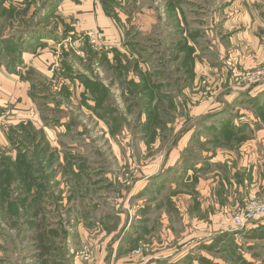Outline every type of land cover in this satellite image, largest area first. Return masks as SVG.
<instances>
[{
	"label": "rangeland",
	"instance_id": "obj_1",
	"mask_svg": "<svg viewBox=\"0 0 264 264\" xmlns=\"http://www.w3.org/2000/svg\"><path fill=\"white\" fill-rule=\"evenodd\" d=\"M45 1L0 0V39H9L0 43L5 49L0 64V129L6 135V144L0 143V174L4 175L0 264H199L200 256L222 264H242L241 259L264 264V239L251 236L252 229L264 225V215L239 230L232 219L235 209L247 200L264 203V149L256 156L263 181L257 196L235 203L236 194L231 202L224 196L232 191L223 188L218 196L215 190L214 197L228 204L222 215H175L168 209L173 206L169 201L165 220L155 204L144 221L142 207L150 206L157 195L141 200L145 193L137 184L144 174L156 177L159 163L164 157L168 160L184 134L197 136L200 123L209 117L225 110L229 117L254 113L245 90L264 87V25L254 15L259 9L252 10L255 22L249 28H234L244 43L239 47L233 43L224 52L212 37L234 32L233 28L219 30L218 35L214 31V36L211 29L218 25L215 21L237 17L238 12L227 8L239 0H172L175 11L171 0H108V6L100 0L106 14L107 8L113 14L107 15L120 33L118 46L110 47L104 46L106 36L98 32L104 46L100 48L83 33L65 39V27L74 18L64 6L60 12L59 8L74 0H58L57 13L47 18ZM225 8L227 12L221 13ZM38 27L46 29L41 34L47 37L33 42L27 37ZM46 39L55 42L49 47L57 55L53 71H28L22 53H40L48 46L43 44ZM57 39L63 40L60 45ZM184 40L195 48L190 74L186 72L191 63L186 59L188 49L180 47ZM115 49L122 53L119 60L127 70L117 67ZM17 68L23 74L11 75ZM142 72L151 74V83H162V91L175 97L149 102ZM84 75L108 92L110 123L99 116L102 109L89 108L88 104L96 105L91 91L99 87L88 88ZM26 79L30 87L21 83ZM148 118L151 122H146ZM20 123L32 127L11 140L6 131ZM246 133L250 137L255 130ZM20 151H29L31 178H24L17 165L3 159L15 160ZM165 195H174L173 190L159 197ZM44 231L47 241L39 246L36 233ZM209 245L213 251L204 248Z\"/></svg>",
	"mask_w": 264,
	"mask_h": 264
},
{
	"label": "crops",
	"instance_id": "obj_2",
	"mask_svg": "<svg viewBox=\"0 0 264 264\" xmlns=\"http://www.w3.org/2000/svg\"><path fill=\"white\" fill-rule=\"evenodd\" d=\"M256 1L260 3H256L255 0H239L235 6L230 7L228 5L227 9H230V12H238L239 14L236 18L232 15L230 17L227 16L222 22L215 21V24L218 25L212 26V35L214 36V31L218 35L220 33L219 30L222 29L230 31L229 29L233 28L234 30V28H239V26L249 28L251 23L255 22L252 17V10L255 8L259 9L254 13L255 18L264 25V18H262L264 17V0ZM69 3H62L59 8L60 12L64 6V10H68L66 14L74 18V22L70 23L68 28L65 27L64 31H67L65 39H73L74 37H68L71 33L74 36L83 33L87 36L86 38L95 42L100 48L106 45L113 47L120 41V33L117 31L113 19L106 14L100 0H76ZM222 12L226 13V8ZM179 14H181L180 9ZM103 29L104 32L101 31ZM105 31L107 35H105ZM98 32L102 36H106L104 46L99 42L100 36H98ZM234 32H223L220 37H216L215 39L212 37L213 42L218 41L224 52L233 43H237L239 47L244 41L242 42L239 38V32L236 29ZM251 36H255V33L249 35V37ZM0 40L2 41L3 39ZM62 41L57 39L58 45ZM43 42V44L48 46L43 48L41 52L39 51L40 53H22L25 61L24 68H27L28 71H32V69L53 71V68L51 69L52 62L57 55L49 47L55 44V42L49 39ZM245 44L247 43L245 42ZM238 47L235 50L237 54H239ZM241 49L243 50L244 46ZM56 54L58 53L56 52ZM14 70L11 75L20 76L23 74L18 68ZM6 73L8 74V72ZM21 83L29 87L31 85L29 79L21 81ZM245 91L247 92L246 95H249L248 102H251L255 109L254 113L248 112V115L243 117L241 115L229 117L226 115L228 113L225 110L222 114L209 117V119L200 123V129H198L200 132L198 131L197 136L193 138L188 137V135H193L191 132L184 134L178 144L172 148L173 150L168 156V160L164 157V160L161 161L162 164L159 163L157 168L158 175L156 177L152 173L141 176L142 179L137 182V184H142L141 188L145 193L142 195L144 197L141 200L150 195L152 197L157 195V199L153 197L150 200L151 207L148 206L146 208L143 205L141 211L142 220L148 219L152 212L151 208H154L155 204H157L158 211H162L161 215H163V220H165V216L168 213L164 214V208H168L167 203L169 201L172 202L173 206L168 209L172 213L174 212L175 215H198V213H200L199 215H222L225 208H228V204L225 205L222 197L221 199L214 197V193L215 190H218V196H222V193H224L223 188L230 190L229 193L232 191L231 194L225 191L226 195L224 194V196H228V202H231L230 199L233 194L238 196L235 203L242 202L247 196H257V191L263 185L260 176L262 170L257 166L256 156L264 149V120L258 116V108L264 106V87L262 85L253 86V88ZM254 99L258 101L255 102L256 100ZM223 128L225 129L224 131ZM1 129L0 143L4 145V142L6 144L5 129ZM248 129L255 130L253 136L247 137L246 134L248 133L246 131ZM169 171L173 172L172 180ZM169 188L173 190L174 195H165L161 199L159 195L166 194ZM132 193L133 191L131 195ZM157 214L158 212L154 213V215ZM113 235L111 234V236Z\"/></svg>",
	"mask_w": 264,
	"mask_h": 264
},
{
	"label": "trees",
	"instance_id": "obj_3",
	"mask_svg": "<svg viewBox=\"0 0 264 264\" xmlns=\"http://www.w3.org/2000/svg\"><path fill=\"white\" fill-rule=\"evenodd\" d=\"M60 1H63V0H60ZM60 1H58V0H46L45 1V5H44L45 6V9H46V16H45V18L49 17L50 15H53V14H56L57 13V9H58L57 6H59ZM74 1H76V0H74ZM102 1L105 2L104 4H107V1L108 0H102ZM111 1L115 2V0H111ZM169 4H170V7H173L174 8L173 10L175 11V9H176L175 2H173L171 0V2ZM105 6H108V4L105 5ZM105 9H106V7H105ZM106 11H107V14H109L110 16L113 17V14L111 15L109 13L108 8L106 9ZM39 28L40 27H38V29L36 28L37 31H36L35 34H32L31 33L30 34V37H27V38L32 39L33 42H40V41H42L44 39V37H47V35L43 36L41 34V32L46 31V29H44V28L43 29H39ZM14 39H15V37H14ZM8 40L9 39L2 40V41L0 40V43L3 42V44H4ZM180 47H182L184 50H187L188 49V51H186V53H187L186 59H188L189 61H191V63L189 62L190 65H189V68L187 69L186 72L190 74V72H192L193 67H194L193 64H194L195 58L193 56V53L195 52V48L193 46L189 45L186 40H184L183 42L180 43ZM133 48H134V45H133ZM1 51L4 54L5 49L2 46H0V64L3 62L2 59L4 58ZM121 54L122 53L118 49H115L114 50L115 61L117 63V67L125 68L127 70L128 67L125 66V65H122L121 61L119 60V58H121ZM106 57H107V55H106ZM124 58H125L126 62L129 61V59L127 58V56H124ZM138 66H139V64L136 62V67H138ZM142 76H144L143 77V81L141 80L142 83L144 84V85L141 84L144 87V90H143L144 97H146L149 102H151L156 97L158 98V100L160 102H162L163 99L171 98V97L174 96V95H171L170 93H166V92L162 91V88L164 86L162 83H157V85L154 84V83H151L150 82V79L152 80L151 74H145V73L142 72L141 73V78H142ZM81 78H83V80H84V82H85V84L87 85L88 88L91 89V86H97V87H99V90H92L91 91L92 93L95 94L96 105L95 106H92V105H89L88 104V106H89V108L96 109V110H98V108L99 109H102L103 110V113L100 114L99 116L102 117V118H104V120H106V121H108L110 123L111 120H112V118H113V115L111 117H109L108 119H106L108 116H110V112H112L111 108L109 107V103H106V101L109 98L108 92L104 89V87L100 83H97L96 81H93L90 78L85 77V75H84V77L81 76ZM140 83H135V84L136 85H140ZM34 86H35V84L33 83L32 84V87H34ZM254 100H256V99H254ZM257 101L258 100H256L255 102H257ZM258 116H260L264 120V106L258 108ZM160 118H162V117H160ZM160 118H159V121H158L159 124H161V119ZM162 119H164V118H162ZM146 122H151V119L148 118V120ZM28 126L32 127L30 123H28V124L27 123H20L17 126L9 127L8 130L6 131L7 132V135H8V137H10L11 140H13L16 135L23 134V132L26 131V129H28ZM224 130L225 129L223 128V131ZM36 134H38V133L36 132ZM35 150L36 151L39 150V147L35 148ZM28 154H29V151H27V152H21L20 151L18 153V155H17V157H16L15 160H12L11 157H7V156H4L3 159L10 161V163H13L14 165H17L19 167V169H21V172H24V178L27 179V178L30 177L31 171L33 169L32 161H31V159L28 158ZM10 176H12V174H10ZM3 177H4V175H3V173H1L0 174V190L3 189V184H4ZM2 194L3 193L0 192V195H2ZM34 206L36 208L37 205L35 204ZM34 206H33V208H34ZM12 207L14 208L15 205L13 204ZM36 212H37V209H35V214H36ZM251 232H252V235H251L252 238L254 237V238L264 239V225H262L259 229H252ZM36 234H37L36 239L38 241L39 246L44 245L45 242L47 241L46 231H44L43 233L40 232V233H36ZM218 239H220V237H216L214 239L215 242L216 241L219 242ZM232 245L233 244H231V246ZM204 248L205 249H208L209 251H213V249H212L213 247H211V245H209V247L206 246ZM233 251L236 252V248ZM45 253H46V251H45ZM43 255H44V251L40 249V256H43ZM185 258L186 257H184V263L185 262H188V260L185 259ZM237 259L240 260V257L237 258ZM197 261H198L199 264H222V263H220L218 261H215V260H213V259H211V258H209L207 256H200V257L197 258ZM241 262H242V264H248L247 261H245V260L242 261V259H241Z\"/></svg>",
	"mask_w": 264,
	"mask_h": 264
},
{
	"label": "built area",
	"instance_id": "obj_4",
	"mask_svg": "<svg viewBox=\"0 0 264 264\" xmlns=\"http://www.w3.org/2000/svg\"><path fill=\"white\" fill-rule=\"evenodd\" d=\"M262 215H264V203L259 200L250 199L245 202L243 207L235 209L232 219L235 228L239 230L256 221Z\"/></svg>",
	"mask_w": 264,
	"mask_h": 264
}]
</instances>
